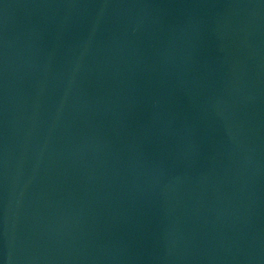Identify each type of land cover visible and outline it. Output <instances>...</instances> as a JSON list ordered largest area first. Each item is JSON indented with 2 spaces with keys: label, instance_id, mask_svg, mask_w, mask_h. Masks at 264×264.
<instances>
[{
  "label": "water",
  "instance_id": "95a60500",
  "mask_svg": "<svg viewBox=\"0 0 264 264\" xmlns=\"http://www.w3.org/2000/svg\"><path fill=\"white\" fill-rule=\"evenodd\" d=\"M0 264H264V0H0Z\"/></svg>",
  "mask_w": 264,
  "mask_h": 264
}]
</instances>
